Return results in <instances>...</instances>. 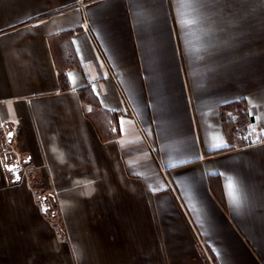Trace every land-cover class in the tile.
Segmentation results:
<instances>
[{"label": "crops", "instance_id": "obj_1", "mask_svg": "<svg viewBox=\"0 0 264 264\" xmlns=\"http://www.w3.org/2000/svg\"><path fill=\"white\" fill-rule=\"evenodd\" d=\"M0 264H264V0H0Z\"/></svg>", "mask_w": 264, "mask_h": 264}, {"label": "water", "instance_id": "obj_2", "mask_svg": "<svg viewBox=\"0 0 264 264\" xmlns=\"http://www.w3.org/2000/svg\"><path fill=\"white\" fill-rule=\"evenodd\" d=\"M7 169H9V170H13V166L10 165V166L7 167ZM13 173H14V175H16V172H15V171H13Z\"/></svg>", "mask_w": 264, "mask_h": 264}, {"label": "built area", "instance_id": "obj_3", "mask_svg": "<svg viewBox=\"0 0 264 264\" xmlns=\"http://www.w3.org/2000/svg\"><path fill=\"white\" fill-rule=\"evenodd\" d=\"M248 134H247V132L246 133H244V136H247Z\"/></svg>", "mask_w": 264, "mask_h": 264}, {"label": "snow or ice", "instance_id": "obj_4", "mask_svg": "<svg viewBox=\"0 0 264 264\" xmlns=\"http://www.w3.org/2000/svg\"><path fill=\"white\" fill-rule=\"evenodd\" d=\"M229 187L231 188V185H229Z\"/></svg>", "mask_w": 264, "mask_h": 264}]
</instances>
